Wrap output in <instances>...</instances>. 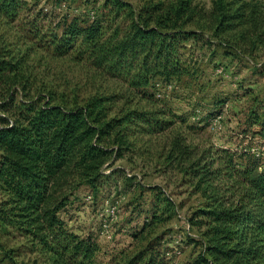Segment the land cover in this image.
I'll list each match as a JSON object with an SVG mask.
<instances>
[{"label":"trees","instance_id":"16d2710c","mask_svg":"<svg viewBox=\"0 0 264 264\" xmlns=\"http://www.w3.org/2000/svg\"><path fill=\"white\" fill-rule=\"evenodd\" d=\"M104 8L122 18L110 34L101 20L82 27L73 19L46 40L59 56L74 51L101 75L121 80L125 92L59 100L35 89L26 54L0 46V233L14 230L48 264H96L98 244L71 230L62 212L82 186L97 194L104 179L121 171L105 173L133 149L137 135L164 133L175 124L151 89L158 79L189 72L188 42L212 33L228 54L264 52V8L254 0H215L210 11L192 0L140 8L106 0ZM26 9L25 0H0V20L20 21ZM27 23L29 34L39 36V20ZM135 95L151 108L128 106ZM256 121L264 141V119ZM240 156L247 162L238 165L236 153L227 150L214 156L179 133L171 137L167 163L193 178L204 198L189 218L199 231L191 241L202 247L192 264H264V165L254 154ZM158 245L153 241L125 264H178Z\"/></svg>","mask_w":264,"mask_h":264},{"label":"rangeland","instance_id":"374dc122","mask_svg":"<svg viewBox=\"0 0 264 264\" xmlns=\"http://www.w3.org/2000/svg\"><path fill=\"white\" fill-rule=\"evenodd\" d=\"M25 1L27 9L20 21L5 24L0 20V46L28 56L36 90L50 91L59 100L80 101L97 92H125L127 85L121 80L101 75L87 61L78 60L74 51L59 56L46 40L57 26V32L62 34L64 25L73 19H78L82 27L101 20L105 34H110L122 18L116 19L110 8H104L106 0ZM125 1L140 8L150 1L177 0ZM254 1L264 8V0ZM214 2L192 0L205 11H210ZM33 18L39 20V36L30 35L26 29L27 21ZM206 36L208 41L187 44L188 73L169 82L158 79L151 89L170 116L175 115V124L164 133L137 135L133 149L114 160L113 167L106 168L105 173L121 171L104 179L97 194L90 186H82L62 212L71 230L91 236L98 244L96 264H125L153 241L159 242L160 252L175 263L192 264L197 259L202 247L193 243L191 237L197 238L199 231L189 218L204 198L196 193L193 178L166 161L173 135L179 133L187 144L211 150L214 156L224 150L236 153L238 165L247 162L240 154H254L255 150L259 155H254L264 165V141L258 135L260 125L256 121L257 117L264 119V52L228 54L212 33ZM131 98L128 106L140 104L151 108L139 96ZM155 186L159 189L151 190ZM110 206L116 207V214H108L106 208ZM104 219L112 226V239L101 235ZM0 264L48 262L44 255L31 251V244L22 236L9 229L0 233Z\"/></svg>","mask_w":264,"mask_h":264},{"label":"built area","instance_id":"2783aa9c","mask_svg":"<svg viewBox=\"0 0 264 264\" xmlns=\"http://www.w3.org/2000/svg\"><path fill=\"white\" fill-rule=\"evenodd\" d=\"M218 122V120H216L215 124ZM264 147V146H263ZM254 154L255 155H259V153L256 154V151L253 150ZM264 154V152H263ZM107 212L109 215H114L116 214V207H108L106 208ZM101 235L107 239H112L113 238V229H112V226L110 224V222L107 220V219H104L103 222H102V227H101Z\"/></svg>","mask_w":264,"mask_h":264}]
</instances>
